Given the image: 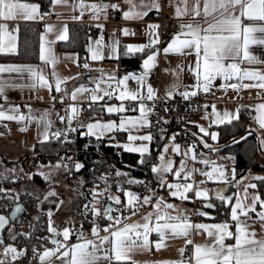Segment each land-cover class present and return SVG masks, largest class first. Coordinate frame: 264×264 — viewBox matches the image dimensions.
I'll return each mask as SVG.
<instances>
[{
  "label": "snow or ice",
  "instance_id": "obj_1",
  "mask_svg": "<svg viewBox=\"0 0 264 264\" xmlns=\"http://www.w3.org/2000/svg\"><path fill=\"white\" fill-rule=\"evenodd\" d=\"M128 5L127 10L121 8V5L112 0H51V6L55 7L57 4L68 5L71 4L72 10L75 12L80 10L79 15H73L70 18L73 20H80L83 18L85 12L89 14L91 20L99 21L103 16L105 20L108 18L109 10L113 12L119 10L122 13V18L125 20L141 19L148 14L151 10L161 11L162 5L159 0H124ZM40 4L38 3H22L21 0H0V19L11 20L16 18H22L24 20H34L40 15ZM189 11L188 0H184V8L177 6L175 16L181 17L184 12ZM191 12L193 17H199L201 12L203 19L189 21L188 23H180V30L172 34L171 39L164 41L165 46L162 48V52L167 56L169 53H179L185 57L195 54V67L189 66V71L195 73L196 84L191 85L193 91L189 92L188 85H183L185 91L180 95L187 99L190 95H196V90L203 89L205 93L209 92L213 86V81L217 77H220L224 81H231L236 79L243 81L245 78L251 81H258L257 84H244L243 87H258L264 89V72L254 68H241L238 60L248 62H259L264 64V60L259 56L254 55L250 50V45L264 46V0H204L203 7L201 9L199 0H195L192 5ZM97 28L103 30L105 24L97 23ZM17 25V31H18ZM45 29L51 31L53 25L45 24ZM160 25L158 23H148L146 25L147 35L150 37L147 43H126L123 44V52L119 51L121 47V41L119 39H112L107 45L103 43L102 36L95 41L96 47L91 44L87 45L88 51L91 53V60L101 61L105 59V53L103 48L106 47L107 57L119 59L121 55L132 56L140 54L142 56L141 70L139 72L126 71L124 75H117L115 71L111 74L105 72L103 68L98 69L101 73L99 77H96L93 81L92 77H89L90 81L96 84L95 89H87L84 84L79 87H74L71 92V99L77 100V94L83 92H90V97L85 99L90 100L87 107L92 109L94 104L104 100L107 96L111 100L114 96L120 101V103H104L98 104L107 113H116L120 115L119 123L115 120L101 121L100 119L89 118L87 122L78 121L77 118L84 110L82 105L75 102L64 105V115L59 112L56 113L57 118L63 123L66 121V126L56 129L54 132L50 131L53 126V121L48 119V110H42L40 117H33L31 115V106L25 105L29 109V115L25 116L24 113H20L19 105H9L7 109H4L3 105H0V120H9L22 122L28 120L29 122L35 120L38 127L43 125V131L37 133L38 142L42 145L45 142H51L52 139L57 140L58 143L64 145L72 143L70 134L77 132L79 135L89 137V143H86L83 147L87 149L91 144V138L95 137L97 141L101 139H108L109 143L115 139L114 136L108 134L115 131H126L127 142L116 141V145L123 149L138 153L140 159L138 165H147L150 167V171L156 179L155 188L150 187V181L144 179H138L131 177L129 172L122 171L121 169L115 170L116 177H127L126 181L117 179L116 191L122 192L124 200L120 195H117L111 191L108 177L111 173H102L97 179L104 182V187L93 186L88 191L91 195V199L83 205L82 218L86 219L88 215H91L90 221L91 235L95 239H88L83 231V220L81 222V229L77 235V242L70 243L69 237L73 234V229L70 227H63L59 229L54 226L53 210L50 207L47 209V231L52 233L51 237H41L40 239H51V242L55 247H44L43 251H39L35 245L32 246V257H38L40 264H101L106 261L107 264H123V262L132 261L130 253L135 248H147L151 243L149 240L150 233H157L159 239L154 243L156 248L159 249L163 246V241L168 238L169 233L172 237H184L185 246L193 244V241L189 239V233L191 229H195L197 232L203 230L210 238V243H195L192 256L186 262L183 259L184 247L179 249L181 253V259L179 260H165L158 261L155 264H264V194L258 189L259 185L252 181L264 182V175H249L248 177L240 176L237 179L236 169L233 167L231 170L225 168L224 165L218 164L215 161L209 159H202L199 162L204 165H211V168L207 171L196 167L189 168L187 165V158L190 156L192 161H197V155L194 149L197 144V140L193 139L192 143L188 145L187 149L181 153V145L175 142L176 133L171 136H165V129L160 128V139H167L169 143L163 145V150L158 147V156L156 160L158 162L149 163L148 157L151 156L149 143L154 140L152 132L144 133L143 135H134L132 129H136L144 126H151V121L148 116L155 109V100L159 99L156 90L151 83H147V77L153 70L154 65L157 63V57L160 52V35L158 32ZM8 25L6 23H0V52L15 51V44L12 41L15 40V36L11 32L7 31ZM67 26L65 25V32ZM119 30L124 36L135 35L133 30L124 26L122 28L114 27L112 35ZM5 37L8 38V44L4 42ZM183 37V38H182ZM66 36L61 34L57 36V39H65ZM155 49V50H153ZM147 52V55L144 53ZM242 53V55H241ZM40 59L48 60L49 57L45 55L44 34L41 33L40 43ZM85 68L89 65L86 63ZM178 68L182 69V65H178ZM25 69L31 75V78L38 81L41 85L47 86L50 90L52 85L42 74L38 73L32 65H5L0 64V72H23ZM164 71H173L172 69H164ZM175 74V73H174ZM79 75V74H78ZM55 76V73H53ZM64 79H70L68 77ZM129 79L136 82L138 87L135 90H130L128 86ZM103 82L108 85L111 90L101 89L100 84ZM114 85V87H113ZM15 87V85H12ZM61 80L55 79L56 91H60ZM122 86V87H121ZM179 83H173L165 87L164 98L167 101L168 98L174 95V92L180 87ZM6 82L0 79V97L7 100L5 93ZM35 87V83L32 84ZM146 87V95L142 91ZM221 89L231 87L239 89V83H221L219 85ZM97 92H103V95L97 94ZM69 94L65 92L60 96V102L63 104L65 97ZM153 101L152 107H146L144 101ZM51 101L55 104L56 97L51 96ZM125 101L137 102L139 106L138 116H125ZM205 108L207 105L204 106ZM258 112L256 119L259 122L261 128H264V103L255 105ZM135 111V109H132ZM164 111H170L167 103L164 105ZM19 113V114H15ZM239 106L236 109V115L233 116L227 110L224 111L221 116L217 110L215 104L212 105V115L215 119L211 120L212 125H221L226 121L231 122L233 119L239 118ZM208 113L205 112V117ZM178 120L182 119L177 117ZM164 120V117H160L157 123ZM74 122H76L74 126ZM198 128V132H193L192 136L196 137L199 134V143H202L204 147L210 148L215 152L217 149L212 145H209L204 139L205 136H210L213 141L218 139L219 133L216 131H209V128L203 124H199L197 121H187ZM21 131H27V128L22 127ZM247 134V133H246ZM243 140L244 137H240ZM139 140L140 143H135ZM258 150H264V139L258 137ZM148 142V143H146ZM233 143H237L234 138ZM171 145V153L174 155H182V159L179 161V166L174 167V160L168 155V149ZM35 147V145H33ZM97 147L99 145L97 144ZM225 159L234 160V157L228 156ZM76 171L81 170L84 164L80 161H75L73 164V157L60 156L55 164L49 162L47 165L38 164L36 172L25 171L20 169V172H24V176H20L15 168H5L3 172H0V180L18 181L27 177L29 180L34 178V175H39L45 182L59 183L53 180L54 174L64 169L69 174L72 173V168ZM46 169V170H43ZM199 172L202 176L207 178V181L220 182L223 186L214 189H207L200 185L206 183V181H193L188 182L193 174ZM173 174L177 180L171 182L168 180V174ZM231 177V179L229 178ZM180 178H183L184 182H180ZM247 180L248 182L242 183ZM85 183L81 178L78 181L76 194L78 196H84V193L79 191V187ZM129 185H143L148 194L142 197L135 191L130 190L127 187H123V184ZM68 187V185H63ZM230 186H235L237 189L232 195H226V189ZM243 189V194L239 191ZM157 189H166L169 196L173 198H179L180 200H188L192 198L189 193L194 192L195 198H203L207 202L208 208H216L217 205L213 204L209 199L210 191L215 193L216 198L220 202V207H227L229 212H225L226 219L216 223H193L187 215L186 210H179L175 215L170 214L164 209H174L177 206L166 201L163 194L157 195ZM252 189V191H249ZM0 192L5 193L6 197L12 200H18V194L12 196L13 189H5L0 187ZM31 195V193H29ZM59 194L55 189L49 187L44 193L43 200L55 203L56 208L60 209L64 204L63 200L50 201L51 197H56ZM106 196L108 203H103L101 207H97V204H101L102 198ZM37 207L40 205L39 198ZM153 200L155 203L153 204ZM235 201L234 203L232 201ZM71 202V198H69ZM113 204L120 205L121 207H113ZM138 205H149L154 211H149L141 216L140 221L131 223H124L129 217L135 216L138 211ZM21 211V204L15 203V207L12 210L11 215L14 217ZM196 214L204 217L211 216L208 211H201L196 209ZM115 212L117 215L113 216ZM128 212V216H124L123 213ZM153 216L156 223H152ZM106 219L108 223L101 226L98 220ZM160 221H163L162 223ZM171 221V222H170ZM67 223V221H66ZM9 224V217L0 214V229H4ZM29 227H32L30 224ZM234 227V231L232 228ZM103 230L106 234L101 236L100 232ZM9 239L15 241L18 236L25 238H31V233L26 231L15 232L13 228L7 229ZM63 236V242L58 238L59 235ZM234 240V243H228V239ZM98 241V243L96 242ZM142 241V243H138ZM108 243L110 247H105ZM0 264H16V262L26 255L27 249L24 247L17 248L14 243L5 244L3 239H0ZM132 264L137 262L132 261Z\"/></svg>",
  "mask_w": 264,
  "mask_h": 264
},
{
  "label": "crops",
  "instance_id": "obj_2",
  "mask_svg": "<svg viewBox=\"0 0 264 264\" xmlns=\"http://www.w3.org/2000/svg\"><path fill=\"white\" fill-rule=\"evenodd\" d=\"M174 3L175 11L177 6L181 7V9L184 8V0H170ZM22 3H37L36 1L33 0H21ZM112 2H117L121 5V8L124 10H127L128 5L124 2V0H112ZM138 2V0H137ZM147 2V0H145ZM203 2L204 0H199L200 7L202 9L203 7ZM195 3V0H188V8L189 11L184 12L181 17L178 19L181 21V23H188L189 21L193 20H198V19H203V14L201 12V15L199 17H193L191 8L192 5ZM50 11L54 14L53 20L49 22H44L40 23L41 24V33L44 34V45H45V55L49 57L48 60H41L40 59V45H39V59L36 62H0V64H5V65H32L34 66V69L45 76V78L49 81V83L52 85L51 90L47 86H43L39 83L38 78L34 81L31 78L30 73L28 72L27 69H25L22 73L21 72H0V79L6 82V87H5V93L4 95L7 96V100H5L3 97H0V105L4 106V109H7L9 105H19L21 106L22 103L26 102L29 105L33 102L35 103L34 106H31V115L33 117H40L42 115V110L47 109L48 110V119L53 121V126L50 129V131L54 132L58 128H62L66 126V121L61 122L58 118L56 113L59 112L61 115H64V106L60 109H53L50 104V97L52 93L57 92L55 88V79L59 78L61 80V86H60V93L62 95L67 92L69 95L65 97L66 104L69 103H77L79 105L83 106V111L81 112L80 116L77 118L78 121H84L87 122L89 118L92 119H100L101 121H107L109 119L115 120L117 123H119L120 115L116 113L109 114L106 112V110H103L101 107L98 106V104H104V103H112V104H119L120 101L114 96L111 100L108 99L107 96L104 97V100L98 102V104H94L92 109L89 110L87 105L90 103V100L85 99V97H90L91 93L90 92H83V93H78L77 94V100L73 101L71 99V92L74 87H79V85L84 84L85 88L87 89H95L96 84L93 82L96 77H99L101 73L98 71V69L103 68L106 73L111 74L113 71L116 72L117 75H124L126 71L129 72H139L141 70V61H142V56L139 64V68L136 70H120V66L118 65V59L115 58H108L107 57V51L108 49L106 47L103 48V52L105 53V59L101 61H93L91 60L90 56L91 53L87 50V58L85 62L80 65L78 62V55L75 52H64L60 51L57 48V42L60 40L64 39H57V36H60L61 34H64L67 38L68 36V27L70 24H87L89 25L91 22H97L95 20H91L89 18V14L85 12L84 16L80 20H73L70 17L73 15H79L80 10L77 9L75 12L71 8V4L68 5H63V4H57L55 7H50ZM42 11L40 10V15L34 19V20H24L22 18H16V19H11V20H2L0 19V23H6L7 25L12 22V21H17L18 25L24 22H35L37 23L42 15ZM158 11L156 10H151L148 12L146 16H144L141 19H133V20H125L122 18V13L117 10L113 13L112 17L107 18L105 20L103 16L100 18L99 22L97 23H102L105 24V28L103 30V33H101V30L97 28V35L93 38L89 35L88 32V38H89V44H91L93 47H96L95 41L98 38H101L103 43L107 45L112 39H119L121 41V47L119 51L123 50V44L126 43H147L150 37L147 35V30H146V25L148 23H157L155 21V18L157 16ZM96 23V24H97ZM45 24H50L53 25V28L51 31L45 29L44 25ZM65 25L67 26L66 32H65ZM124 26L129 27L130 30H133L135 32V35H128L124 36L119 30H117L115 37L112 35V30L114 27L122 28ZM17 29V28H16ZM14 29H10L9 26L7 28V31L11 32L13 36H15V40L12 41V43L15 44V51L18 49V31ZM172 35L167 36V38L164 41H168L171 39ZM65 38V39H66ZM183 38V37H182ZM5 44H8V38L5 37L4 39ZM40 43H41V34H40ZM88 44V45H89ZM165 46L164 42L159 46L160 47V52L157 57V62L160 63V84H161V90L165 94V87L168 85H172L173 83H179L181 86L174 92V96L180 95L181 92L185 91V87L183 85H188L189 87L187 90L189 92L193 91L191 88V85L196 84V79H195V73L189 71V66L195 67V54L194 52L185 57L179 53H169L167 56L162 52V48ZM155 50V49H153ZM249 50L254 54L260 57V59L264 60V46L261 45H250ZM13 52V51H9ZM140 55V54H136ZM144 55H147V52L144 53ZM242 55V53H241ZM240 63L241 68H254V69H259L261 72H264V64H261L259 62H248V61H241L238 60ZM88 64L89 67L85 68L84 65ZM178 65H182V69L178 68ZM172 69L173 71H164V69ZM53 73H55V76H53ZM175 73V74H174ZM79 74V75H78ZM70 78V79H64V78ZM89 77L93 78V81L89 80ZM147 79V78H146ZM35 83V87H32V84ZM129 89L130 90H135L138 85L136 84L135 81L129 79L127 82ZM148 83V81H147ZM221 83H239L240 87L239 89H234L231 87H226L224 89H221L219 85ZM258 81H251L245 78L243 81H238L236 79H232L231 81H224L220 77H217L216 80L213 81V86L210 88V91L213 93V98L212 101L208 105V116L205 117V115L198 117L195 121H197L199 124H203L206 127L209 128V131H216L215 126L217 125H212L211 120L215 119V116L212 115V105L215 104L217 112L223 116V113L225 110H227L230 114L233 116L236 115V109L237 107L243 105V104H248L252 106L253 108V123L250 125L249 130L253 131L257 134V137L260 139H264V128H261L259 125L258 120L256 117L258 116V112L255 108V105L259 103H264V100H260V92L263 89H259L258 87H243L244 84H257ZM12 85H15L13 87ZM114 87V85H113ZM122 87V86H121ZM101 89H107L111 90L108 85L104 84L101 82L100 84ZM144 91L146 95V87L142 90ZM99 95H103V92H97ZM125 101V112L123 115L125 116H138L139 115V106L138 103L135 102L131 108H128L126 105ZM132 109H135L133 111ZM19 112L22 113L19 109ZM19 114V113H15ZM25 116L29 115V109L27 113H24ZM227 122V121H226ZM76 122H74L75 126ZM22 127L27 128V131H21L20 129ZM43 131V125H40L38 127L37 122L35 120L29 122L28 120L22 121V122H17V121H9V120H0V137H8L10 134L13 135V138H18L19 143L24 141V136H26V133L31 134L33 137L31 141V149H33V145L35 142H38L37 139V133ZM16 133L17 135L13 134ZM150 132L149 128L147 126L139 128L137 131L136 129H132V133L134 135H143L144 133ZM198 132V128L196 130ZM109 136H114L115 139L112 141L113 144H116V141L120 142H127V135L128 133L126 131H115L113 133L108 134ZM203 135V134H199ZM199 135L196 136L197 140V145H201L202 147L204 146L202 143H199ZM204 139L209 143L210 141V136H205ZM135 143H140L139 140L135 141ZM148 143V142H146ZM166 143H169L167 140ZM165 143V144H166ZM259 143V141H258ZM216 145V141L214 142ZM213 145V146H215ZM150 146V143H149ZM188 146H181V153L187 149ZM195 147L194 152L197 155V161H192L191 157L189 156L187 158V165L189 168L192 167H197L200 166V168L206 169V168H211L210 166H206L199 161L202 159H209L213 161V159H216L217 157L221 156L220 154H217L215 156H211V152L202 149L198 150ZM23 148V147H22ZM163 148V146H162ZM206 148V147H205ZM125 150V149H124ZM162 150V149H161ZM127 151V150H126ZM208 153V157L204 156V153ZM0 151V158L1 155ZM26 155L25 152H22V155ZM168 155L171 156L174 160V167L179 166V161L180 159L184 158L182 155H174L171 153V147L168 149ZM3 157V161H7L8 159L6 157ZM259 160L264 162V150H260V154L258 156ZM222 161L225 160V156H221L220 158ZM9 161V160H8ZM11 161V160H10ZM158 162V161H157ZM232 165V164H231ZM256 173L251 174L253 176L255 175H264V172L261 171H254ZM246 174L243 176L246 177ZM59 180V179H58ZM168 180L171 182H176L177 178L169 173L168 174ZM199 177L197 172L193 174V177L189 179L188 182H193L196 181L198 182ZM180 182L183 183L184 180L183 178H180ZM248 182L247 180L243 181L242 183ZM254 182V181H252ZM56 185L58 183H55ZM49 187L53 188L56 190V192L59 194L56 197H51L50 201H57V200H63L65 201L66 196L69 193H73L72 190H69V192H62L58 189V186H47L44 190L43 193L41 194L39 201L40 205L37 207L38 211L40 212H47V209L50 207L53 210V220L54 216L60 212V209L56 208L55 203H50L49 201L43 200L44 193L49 189ZM237 189L235 188V192ZM241 194H243V189L239 190ZM249 191H252L250 189ZM63 195V196H62ZM189 195L192 197L188 200H180L179 198H173L171 196L165 198L167 202L172 203L176 205L177 207L174 209H164V211L175 215L179 210H186L185 215L189 217V219L193 223H216L220 222L222 220H212V219H205V218H198L195 216H192V200H197L200 203L205 201L203 198H195V193L190 192ZM140 196V195H139ZM212 195L209 194V199ZM141 201H142V197ZM75 197H72V205L75 203ZM235 201H233L234 203ZM155 203V201H154ZM153 203V204H154ZM38 204V203H37ZM197 207V206H196ZM149 211H154L151 206L148 208L143 209L142 211H137V214L135 216L129 217L128 220H125L124 223H131L135 221H140L141 216L144 213H147ZM113 216L117 215V213L113 212ZM124 215V213H123ZM126 216H128V213H126ZM157 221L155 220V217L153 216L152 223H156ZM161 223L163 221H160ZM171 222V221H170ZM104 226V225H103ZM234 231V227L232 228ZM89 234H91V230H88ZM87 231H85L86 234ZM106 233L104 231L100 232V235L103 236ZM60 238L61 235H59ZM88 239H95L92 235L90 237L87 236ZM189 239L193 241V244H188L185 246L184 244V237H172L171 234L169 233L168 238H166L163 241V246L160 247L159 249L156 248V245L154 243L155 240L159 239L158 234L153 232L149 234V240L150 244L147 248H135L133 251L130 253L132 257V261L137 262V264H155V262L158 261H165V260H179L181 259V253L179 249L181 247L185 248V251L183 253V259L187 262L189 258L192 256L193 250H194V244L195 243H205L209 242L210 243V238H208L207 233L204 232L203 230H200L197 232L195 229H191L189 233ZM77 242V238L74 239L72 243ZM98 243V241H96ZM228 243H234V240L228 239ZM138 243H142V241H138ZM44 247H55L52 243L50 245L44 246ZM40 248L39 251H43V248ZM105 247H110L108 243L105 244ZM131 261V262H132ZM16 264H23L21 261H17ZM40 262L38 261V263ZM101 264H107L106 261L101 262Z\"/></svg>",
  "mask_w": 264,
  "mask_h": 264
},
{
  "label": "trees",
  "instance_id": "obj_3",
  "mask_svg": "<svg viewBox=\"0 0 264 264\" xmlns=\"http://www.w3.org/2000/svg\"><path fill=\"white\" fill-rule=\"evenodd\" d=\"M33 1H36L38 4H40V10L42 12L50 10L51 0ZM18 26V49L13 52H0V62L38 61L41 24L39 22H24L19 24ZM88 44V25L79 23L70 24L68 27L67 38L58 41L57 48L60 51L77 53L78 62L80 65H82L87 58V50H85V46ZM120 52L122 53L123 50H121ZM140 60L141 55H121L118 59V65L120 66V70L123 71L136 70L139 68ZM133 104L127 103L126 105L128 108H131ZM238 115V119H233L231 122H225L224 124L215 126V129L219 133L218 139L216 140V145L214 146L217 151L213 152L210 148H205L204 146L202 147L200 144L196 147L198 150L206 149L210 151L212 157L217 154L223 155L225 157H234V160H230V162L236 169L237 179H239L240 176H243L249 171L264 172V162L259 160L258 158L260 150H258L259 143L257 134L249 130L250 125L253 123L252 106L248 104L241 105L239 107ZM149 130L153 133L154 136V140L150 142L151 156L148 157L149 163H152L157 162L156 157L158 156V147L161 150L162 146L167 142V139L161 140V134L159 131L150 128ZM79 131H81V129H78L77 132H73L70 134L72 143L62 145L55 139H52L51 142H45V144L43 145L39 142H35V147H33L32 149V155H28L27 157L24 154L20 155L23 156L22 160L29 161L31 165L54 162L60 156L73 157V164L77 160L84 164V167L79 171H76L73 166L71 174L64 170L63 174L65 177L61 178L64 181H68L70 179L79 181L81 178H83L85 181L84 185L79 188V190L84 193V196L76 195L77 201L74 206H72V213L74 207L76 209H74L76 212H80L83 204L87 203V201L91 199V195L88 191L91 187H93L97 183H99L101 187H104V182L97 179L102 173H111V175H109L108 177L111 191L117 195H120L122 200H124L125 198L123 197L122 192L116 191L115 181L117 179L126 181L127 177H116V169H121L122 171L129 172L131 177L150 181L151 183L149 186L155 188L157 181L151 173L150 167H148L147 165L137 164L138 160L140 159L138 153L129 152L124 150L122 147L114 146L116 144L109 143L108 139H101L100 141H97L95 137L91 138V144L87 149H85L83 146L86 143H89L90 138L87 136L79 135ZM164 135L166 137L170 136L168 132H165ZM240 137H244V139L240 140ZM234 138L237 140V143L232 142ZM97 144L99 145V147H97ZM30 163L28 164L24 162L22 166V164L18 160L3 161L0 159V172H3L5 168L12 169L14 165V168L16 170L19 167L20 169L29 171ZM18 173L20 176H24V172ZM25 179L26 177L18 181H12L11 179L0 180V187L5 189H13L12 196H16L17 194L19 196V199L14 201L6 197L5 193L0 192V213L7 214L15 203H21L28 210L26 218L17 217L15 221L4 230V243H14L18 248L24 247L27 249L26 255L19 259V261L21 262L29 259L32 254L33 245H35L39 250L40 248L52 243L51 239H40L41 237H51L53 234L47 231L48 217L46 213L40 212L37 209V198H40L43 190L47 186H57L55 183L45 184V181L42 177H40L39 175H34V178L31 180L32 184L27 186L26 188V183H24L26 181ZM254 182L259 185L258 190L262 194H264V182ZM36 186H38L39 188L38 191L37 189H34V187ZM123 187H127L130 190L137 192L140 196L148 194L143 185H129L127 183H124ZM72 191L75 192V190ZM232 191H235V186L228 187L225 194H229ZM29 193H31V195H29ZM210 200L213 204L217 205L216 208L211 210L212 215L210 217L205 218L199 214H196V211H192V216L212 220L226 219L227 217L224 213L229 212L230 209H228L227 207L221 208L220 202L216 198V196H211ZM103 203H108L106 196L102 198L101 204ZM201 205L202 202L200 203L198 201L197 207ZM115 206L121 207L120 205L113 204L114 208ZM197 207L195 208V210L197 209ZM126 213L128 212H124V216H126ZM60 215V212H58L54 216V226L59 229H62L66 226L70 227L71 229H73V234L70 237L76 239L81 229L82 221H80L77 228L72 227L70 226L68 218H61ZM91 220V215H88L86 219H83L84 232L91 230ZM98 223L99 225H105L106 223H108V221L106 219H100L98 220ZM30 224L32 225V227H29ZM8 228H13L17 233L21 231L30 232L31 238L18 236L15 241L10 240L7 231ZM123 264H132V262L127 261L123 262Z\"/></svg>",
  "mask_w": 264,
  "mask_h": 264
},
{
  "label": "built area",
  "instance_id": "obj_4",
  "mask_svg": "<svg viewBox=\"0 0 264 264\" xmlns=\"http://www.w3.org/2000/svg\"><path fill=\"white\" fill-rule=\"evenodd\" d=\"M159 3L163 6L162 10L157 13L155 21L160 25L158 32L160 35L161 44L167 38V36L174 34L175 32L180 30L181 21L175 16V7L174 3L170 0H159ZM113 11L109 10L108 16H113ZM54 14L52 11L47 10L44 11L39 19V23L49 22L53 20ZM99 22V21H97ZM97 22H91L88 25V32L91 38L97 35V27L95 26ZM18 22L12 21L8 24L9 28L14 30L17 28ZM160 44V45H161ZM148 83H151L156 90L157 96L159 99L155 100V109L152 113L149 114L148 118L151 121V126H148L150 129H155L159 131L160 128H164L170 134L176 133L175 142L180 144L181 146H188L192 143L193 139L196 140V137L192 136L193 132H196L197 127L187 123V121H195L198 117L205 115V112L208 111V105L212 101L213 93L209 90V92L205 93L203 89L196 90V95H190L187 99L182 97L181 95H177L174 97L168 98L166 101L164 98V93L161 90L160 84V63L157 62L154 65L152 72L147 77ZM51 96L56 97L55 104L52 103L50 97L51 107L55 110L62 108L66 101L64 100L63 104L60 102V96L62 94L60 92H54ZM260 100H264V89L260 92L259 96ZM126 103H135L132 101H126ZM146 107H152L153 101H148L145 99L144 101ZM167 105L170 108V111H164V105ZM25 105H29L24 102L20 106V111L22 113H27L28 108ZM31 106H34L35 103H31ZM207 105L205 108L204 106ZM160 117H164V120H161L160 123H157ZM177 117H181L182 119L178 120ZM205 157H208V153H204ZM210 166V165H207ZM163 194L165 198L169 197L166 189H157V195ZM153 200L152 203H154ZM197 200H192V211H195L197 206ZM149 205H138V211H142L145 208H148ZM101 229H103V225H100ZM103 231V230H101ZM86 232V236L90 237L91 234ZM63 242V238H59ZM74 241L73 238L69 237V242L72 243ZM7 244V243H5ZM16 246V245H15ZM2 247V246H0ZM17 247V246H16ZM18 248V247H17ZM37 248V247H36ZM38 249V248H37ZM38 257L33 258L32 254L28 260L22 262L23 264H36L38 263Z\"/></svg>",
  "mask_w": 264,
  "mask_h": 264
},
{
  "label": "rangeland",
  "instance_id": "obj_5",
  "mask_svg": "<svg viewBox=\"0 0 264 264\" xmlns=\"http://www.w3.org/2000/svg\"><path fill=\"white\" fill-rule=\"evenodd\" d=\"M13 134L17 135L16 133L13 132ZM33 136L29 133H26V136H24V141L23 142H20L19 143V139L18 138H13V135H9L8 137H0V151L1 153H3L2 155L4 157H6L8 160H11V161H15V160H18L20 161V163L24 164V162L26 163H30L29 161H25V160H22V157L23 156H20L22 155V152H25L26 155H32L33 152H32V149H31V141H32V138ZM216 141V140H215ZM211 137H210V141H209V145H215L214 142ZM23 147V148H22ZM171 147V145L169 146V148ZM214 147V146H213ZM163 150V148H162ZM1 155V160H3V157ZM222 156V155H221ZM221 156L217 157L216 159H213V161H215L216 163L218 164H222L225 166V168L231 170L233 168V166L231 165V162H230V159H225L226 161H222L220 158ZM25 158V157H24ZM22 160V161H21ZM49 162L47 163H44V165H47ZM52 164H55V161L54 162H51ZM38 164H42V163H38ZM38 164H35V165H31L30 163V168H29V171H33V172H36V168H37V165ZM15 165L12 167L14 168ZM196 168H199V169H203V168H200V166H197ZM210 168H206V169H203L204 171H207L209 170ZM43 170H46V169H43ZM17 171L20 172V168L18 167L17 168ZM64 169H60L58 170L54 176H53V180L54 181H58L59 183L57 184L58 186V189L62 192H69V190H75V192L73 193H69L67 196H66V199L64 201V204L62 205L61 209H60V217L61 218H68L69 222H70V226L72 227H76L79 226V223L80 221L83 220L82 218V212H83V207L82 209L80 210V212H76L75 210V207L73 208V213H72V206H74V204L76 203L77 199H75V203L72 205V197H75L76 198V189H77V185H78V181L77 180H74V179H70L68 181H64L62 180L61 178H64ZM256 172L254 171H249V173L246 175V177H248L249 175L251 174H254ZM198 174V177H199V180L198 181H201V180H204L206 181V183L200 185L201 187H205L209 190L211 189H214V188H217V187H221L223 185H221L220 182H216V181H207V178L202 176L199 172H197ZM231 178V177H229ZM59 179V180H58ZM26 181L24 183H26V188L27 186L31 185L32 182L31 180H29L27 177L25 179ZM48 182H45V184H47ZM68 185V187H64L63 185ZM110 184V182H109ZM95 186H98V187H101V185L99 183L95 184ZM43 188V187H42ZM81 188V186L79 187ZM102 188V187H101ZM20 189V188H18ZM17 189V191H18ZM21 189H24V188H21ZM34 189L38 191V186L34 187ZM80 191V190H79ZM210 195L212 196H215V193L210 191L209 193ZM69 198H71V202H69ZM78 204H79V201H78ZM77 205V204H76ZM84 205V204H83ZM102 204H97V207H101ZM117 206H115L116 208ZM75 209V210H74ZM61 237L62 234H61Z\"/></svg>",
  "mask_w": 264,
  "mask_h": 264
},
{
  "label": "water",
  "instance_id": "obj_6",
  "mask_svg": "<svg viewBox=\"0 0 264 264\" xmlns=\"http://www.w3.org/2000/svg\"><path fill=\"white\" fill-rule=\"evenodd\" d=\"M87 46V45H86ZM85 46V50H88L87 47ZM222 187V186H221ZM235 191H232L230 192L229 194H226V195H232ZM212 202V201H211ZM21 204V203H20ZM207 202L206 201H203L202 202V205L197 207V209H200L201 211H208L211 213V210H213L214 208H208L207 206ZM15 207V204L11 207L10 211L5 214V213H0V214H3L5 216H8L9 217V224L6 225V227L4 229H0V239H3V241H5V235H4V230L9 227L10 224H12L15 219L17 217H23V218H26L27 217V214H28V210L21 204V211L19 213H17L14 217L11 215L12 213V210L13 208ZM202 216V215H201ZM204 217V216H203ZM210 217V216H208ZM208 217H205V218H208ZM60 238V236L58 237Z\"/></svg>",
  "mask_w": 264,
  "mask_h": 264
}]
</instances>
